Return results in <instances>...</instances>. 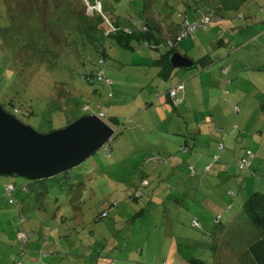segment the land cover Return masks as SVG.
Masks as SVG:
<instances>
[{
	"label": "rangeland",
	"instance_id": "1",
	"mask_svg": "<svg viewBox=\"0 0 264 264\" xmlns=\"http://www.w3.org/2000/svg\"><path fill=\"white\" fill-rule=\"evenodd\" d=\"M45 1L0 0V104H6L9 109H18L19 119L42 134L60 130L84 115H94L98 111L116 117L118 124L109 123L114 135L106 145L110 151L108 158L104 157V150L100 148L83 164L68 172L72 176H83L84 180L91 179L89 186L96 194L95 203L93 201L91 204L86 199L81 204L84 215L78 217V228L71 220L73 212L61 219L65 217V210L74 196H67L66 193L71 192L67 188L50 191L47 200L38 202L30 190H23V186L30 183L28 179L0 176V254L5 253L7 247L17 249L20 242L18 231L21 228L29 239L23 245L24 255L15 257L24 264L30 256L34 263L37 262L35 264H57L55 258H65V254L74 258L77 255L83 259L91 258L94 252L100 250V245L105 246L107 242L111 243L110 249L108 251L105 246V251L100 253L103 258L109 255L108 258H115L116 264H119L137 254L139 261L146 264V253L140 254L135 243L144 250L147 239L152 240L149 236L161 232L162 237L166 232H171L182 243L180 252L195 256L203 264H240V258L246 259L245 245L251 237L250 233L244 231L245 228L238 230L234 224L235 216H239L242 204L253 191L264 193V156H259L258 165L251 160L248 173L234 166L245 150L259 151L258 144L251 139L252 135L257 137L258 133L235 132L232 124L235 121L232 116L234 108L229 106L231 109L225 112L228 122L224 120L227 123L224 122L223 126L216 123L210 125L211 129L214 126L226 129L228 125V134L202 132L196 135L199 138L215 136L205 140V145H211L213 151L202 140L199 148L204 149L201 152L203 161L210 162L214 155L220 157L219 161L207 172L203 171V165L196 166V155L191 156L192 152H183L180 148V145H184V137L192 146L190 138L199 125L193 124L196 119H184L185 115L176 113L184 112L186 105L174 109L164 100L169 112L163 120L155 111L159 110V101L154 100V96L164 95L172 82L157 76V67L153 62L165 53L167 46L152 48L131 39L128 40L129 47L122 46L119 41L126 42L127 38L122 34L118 37L114 35L118 31L114 28L115 19L112 17L118 18L120 30L138 32L146 25L163 29L165 24L180 26L184 20L193 23L196 11H206L204 14L215 17L205 31L207 33L197 35L195 43L190 38L181 39L182 44L177 51L194 60L206 53L209 60L214 62L209 68L220 72L223 64L215 58L217 55L224 50L226 54L230 53V57L238 41L244 42L263 30L264 25L260 23L264 21V0H241V4L219 12L215 6L220 3L230 5V0H98L101 7L96 0ZM51 3L54 12L53 9L47 10L46 15L51 14L49 19L46 18L47 22L31 21L35 5L49 6ZM30 4L33 5L31 8ZM104 14L112 23L111 27L103 19ZM34 15L39 16L40 13ZM85 20L96 25L100 31V34L93 35L91 42L84 33L75 31L84 25ZM103 26L106 28L102 30ZM44 30L47 34L43 33ZM53 31H56L55 35ZM101 31L114 37L101 38ZM39 32L46 35L48 46L37 36ZM198 32L202 31L196 34ZM220 38L228 44L216 47L215 41ZM162 41L167 43L168 40ZM65 42L67 46L64 49ZM68 54L72 57L69 58ZM45 56L59 59L54 61L51 69L37 67L33 72V65ZM198 70H180L182 76L178 81L182 79L184 83L187 75ZM100 71L103 81L97 77ZM35 73L39 74L37 79L43 85L39 91L35 89ZM81 75H90L91 83H86ZM231 88L228 86L226 90L230 93ZM60 94L63 97L56 100ZM153 101L156 108L145 110L153 106ZM180 135L181 138H178ZM222 144L224 149L217 150ZM155 158L166 163H154ZM189 166L195 167L194 175L187 169ZM173 168L177 170L171 175ZM252 171L256 172L257 182L252 177ZM169 177L179 180L177 190L171 186L173 183ZM6 184L16 187L12 193L15 201L5 193ZM163 188L171 193L167 200L176 202L166 205L167 193H158ZM134 192L143 196L134 199L131 197ZM114 202L117 206L110 210L107 218L94 219ZM16 204L20 205V212ZM228 206L229 210L225 211ZM90 211H94V214ZM134 212L138 213V217H135L137 223L129 226L131 229L123 227L125 223L121 220L117 221L119 230L111 228L116 214L128 217ZM217 215L221 218L214 225ZM193 219L197 221L196 228L190 227ZM180 238L186 240L181 241ZM112 242L118 243V246H112ZM131 244L134 247L129 252ZM42 253L55 256L46 261L42 259Z\"/></svg>",
	"mask_w": 264,
	"mask_h": 264
},
{
	"label": "crops",
	"instance_id": "2",
	"mask_svg": "<svg viewBox=\"0 0 264 264\" xmlns=\"http://www.w3.org/2000/svg\"><path fill=\"white\" fill-rule=\"evenodd\" d=\"M229 2H231L230 5H223V3H220L219 5L215 6V8L219 12L222 10H227L231 7L233 8L241 4V0H234V1L230 0ZM204 13L203 12L197 13L196 11L195 20L201 18ZM112 19H115V22L118 23V18L112 17ZM260 24L264 25V21L261 22ZM154 27H150L151 29L153 28L152 32L154 35V36L152 35L151 37V39H153L152 48H156V44H158L156 43L155 37H157L162 42V39L163 40L172 39L173 36L177 35L181 30L178 24H172L171 26L165 24L163 29H159V27L158 28H154ZM205 33L198 32V34H196L194 38H190L189 40L192 43L193 41L195 43L197 41L196 36L197 35L199 36L202 34H203L202 36H204ZM186 38H189V37H186ZM181 44H182V41L178 43L175 52H178L177 49L179 46H181ZM215 44H216L215 45L216 47H221L224 44H228V42L220 38V39H217V41H215ZM234 49H235V52H233V54H231L230 57L228 56L230 53L226 54L224 50L221 54L215 57L216 59H218V61L222 62L223 64L222 68H228L227 75H224L223 73H221V71L220 72L216 71V69L211 70L209 68L214 62H212V60H209L208 55L206 53L198 57V60H194L188 57L187 55H183L180 52H178L182 56H185V57L187 56L190 60L193 61V63H195V66L192 69H196V68L199 69L197 73L186 76V78L184 79L185 85L184 83H182L183 82L182 79L178 81V78L182 76V74H180V70L186 71L189 69L184 70L182 68H175V69H172V71L170 72L169 74L171 75L170 77L162 78L159 74L161 68L155 64L157 67V76L160 79L162 80L164 79L165 81L169 79L172 80L170 86L167 87L166 91L170 90L176 84H180V83H182L184 87L181 93L182 98H184V104H182L183 106L181 107H184L185 105L186 106L183 108L184 112L180 113L179 111L178 112L176 111V113L180 114L181 116L185 115L186 117L183 116L184 119L194 118L196 119V121H193L194 122L193 124H196V123L199 124L197 128L195 129V131L192 132L193 133L192 138H190L192 139L191 140L192 146L188 145V140L187 139L185 140L186 137H184V144L187 145L189 149L192 150L191 156L196 155V158H195L196 166H202L208 162V161L202 160L203 155L201 154V152L204 149L200 150L199 148L200 147L199 144L201 143V140H202V143L205 145V140L207 141L209 139H213V137H215L214 135H220L214 131V127H212L211 129L210 125L212 123H216L218 125L223 126L224 122L226 121L228 122V120H226L225 112L227 109L230 110L232 106L234 108V114L232 111V116H234V120H235L232 123L235 125L234 126L235 128L233 127V130L238 133H247V134L248 133L252 134L253 132L258 133L257 137L253 135L251 137L253 143L258 144V148H259V151H256V152L255 150H253V154H255V157L253 158V163L258 165V162L260 161L259 156L261 155L264 156V28L262 31L260 30L259 34H256V35L251 36L250 38H247L244 42L238 41ZM160 56L154 59L153 62L158 60ZM231 75H232V78L230 77L229 82L226 84L224 81L225 76L228 78ZM228 86L232 87L230 89V93L228 91H226V93H222V89L224 87L225 89H227ZM166 91L164 92V94H166ZM160 96H163V95H160ZM154 100H157L155 96H154ZM164 100L168 102L167 97H164L163 99L161 98L158 102L159 106L157 107L159 110L157 109L155 110L157 111L160 120H163L165 118L166 113L169 112L168 111L169 107H167V104H165ZM187 101H188V104H187ZM229 106H231V108H229ZM155 108L156 107L153 104L151 108L149 109L144 108V109L153 110ZM172 110L174 111V109ZM236 113H239V114H236ZM221 126H219V129H223ZM227 126L228 125H226V129L224 128L222 130L223 135L228 134ZM201 128H204L205 131H203ZM177 132L182 133L179 130ZM202 132L209 133V134L213 133L214 135L208 136L207 138L196 137V135H201ZM181 136L182 135H180V137L178 138H181ZM206 145L209 147L210 151H213V147L211 145L209 144H206ZM172 170L173 171L171 175H173L175 170L177 169L173 168ZM169 180L173 182L174 186H177L179 188L180 186L179 180H176V178H173L172 180V178L170 177H169ZM89 183L90 181L88 182L86 180V183H85L86 186L90 185ZM86 186H84V188ZM85 190L86 191L81 194L80 192L71 194L74 196H72L70 204L65 210V213H66L65 217L61 218L62 220H64L65 218L70 216V213L73 212L74 215L71 217V220H73V225H75L76 228H78L79 226L78 217L84 215L83 205L81 206V204H84L86 199L90 200V203L92 204V202L96 199V196L93 192H89L90 190L88 189H85ZM65 196L66 195H64V197ZM17 208H18L17 211H19L20 206ZM228 210H229V206L225 211H228ZM90 212L92 215L94 214V211H90ZM114 218H115V221L111 227L114 231L116 229L119 230V228H117L118 220L119 221L121 220L123 222L127 220L125 216H121L120 213H119V216H115ZM135 223H136V219H134V221H132L131 224H126L123 227L131 229L132 227H129V226H132ZM138 232H140V230ZM160 233L151 235V237L149 236V238L152 240L148 241L147 239V242H146L147 246L145 247L144 250H141V248L139 249L136 246L137 244L135 243V247L140 254H142V252L146 253L145 255L146 264H157L159 262H163L164 264H188L186 263L185 258H188L189 256L186 255L185 253L182 254V252H180V249L178 248L176 243L173 240H171V238L173 237L171 233L168 234V232H166L162 237ZM101 239L103 240V238ZM138 239L140 240V238ZM165 239H168L167 241L169 242L165 241ZM110 244H111L110 242H107V244H104V245L108 249L110 247ZM112 244L113 245L115 244L118 246V243L112 242ZM105 246L100 245V250L93 253L94 257H91V258L84 257L86 260L83 259V257L80 255H77V257L75 256L74 258V257H70V255L65 254V258L56 257L55 261L57 262V264H88L89 261H90L89 264H97L100 261L99 259L100 257L98 255H100V253L105 251L106 249ZM133 247L134 246H132L131 244L129 252L132 250ZM0 251H1V248H0ZM4 251L5 253L0 254V264H13V262H18V258L15 257L17 249L7 247L5 248ZM56 252L57 250L54 253ZM46 254L47 255H44L45 257H42V259H45L46 261H48L50 258H53L55 256V255L50 256L48 253ZM90 256H92V254H90ZM132 257H133L132 259H124V261L120 262L119 264H142L137 258V254H133ZM35 263H34L33 257L31 256L29 257V261L26 262V264H35ZM21 264H24V263L21 262ZM48 264H51V262Z\"/></svg>",
	"mask_w": 264,
	"mask_h": 264
},
{
	"label": "trees",
	"instance_id": "3",
	"mask_svg": "<svg viewBox=\"0 0 264 264\" xmlns=\"http://www.w3.org/2000/svg\"><path fill=\"white\" fill-rule=\"evenodd\" d=\"M42 0H40V2H41ZM45 1V0H44ZM52 2L53 0H46L45 2ZM96 1H98V0H96ZM31 6H29V8H31L33 5L32 4H30ZM54 5H52V3L51 4H49V6H47V5H43V6H41V5H39L38 7L35 5L34 6V11L32 12V14H31V16H32V19H31V21H40L41 23H43V22H47L46 21V18L47 19H49V16L51 15V14H48V16L46 15V12H47V10H52L53 9V12H54ZM1 10H4V9H1ZM38 10H40V12H38ZM35 13H40V15L39 16H35L34 14ZM85 14V13H84ZM105 15V14H104ZM86 16V15H85ZM106 16V15H105ZM36 17V18H35ZM87 18V17H86ZM185 21V20H184ZM183 21V22H184ZM196 21V20H195ZM183 22L181 23V25H180V28L182 27V24H183ZM83 26L79 29V27H78V29L79 30H75V31H78V32H80V33H84L86 36H87V38L89 39V41L91 42V41H93L92 39L94 38V36L93 35H96V34H100V31H99V29L97 28V26L96 25H92L91 23H89V21L88 20H85V21H83ZM112 24V23H111ZM151 26L149 25V26H145V27H143L142 29H140V30H138V32H134V31H126V32H124V31H122V30H120V28H118V25H117V23L115 22V29H116V31H118L117 33H114V35L115 36H119V35H121L122 34V37H125V38H127V40H126V42L125 41H119L121 44H122V46H130L129 44H130V42L129 41H131V40H133V41H135V42H137L138 44L139 43H143V44H145L146 46H148V47H152L153 46V42H152V40L153 39H151V37H152V35H153V32H152V29L150 28ZM106 27L105 26H103L102 27V30L103 29H105ZM68 30H70L69 28H67ZM67 29H64V30H66L67 31ZM115 29H114V31H115ZM182 29V28H181ZM63 30V31H64ZM71 31V30H70ZM72 31H74V29L72 30ZM181 31V30H180ZM40 32H41V29H40ZM39 32V34H37V36L39 37V38H42V42H44L45 41V45L46 46H48V44H46V40H47V38H46V35H41V33ZM53 32H55V33H53V35H55L56 34V31H53ZM102 32V37L101 38H104V39H106V38H109V37H114V35L113 36H110V34H107V35H105V32L104 31H101ZM43 33H46L47 34V32L44 30L43 31ZM63 33V32H62ZM154 36V35H153ZM195 36V35H194ZM194 36L193 37H189V38H194ZM176 37V35L175 36H173V38H172V40L174 39ZM156 38V43H158V44H156V48H158L159 46H162V45H166V43L165 42H161L157 37H155ZM16 39V38H15ZM15 39H13V41H15ZM65 39H66V35H65ZM131 39V40H130ZM129 40V41H128ZM123 42H125V44L123 43ZM165 43V44H164ZM177 43H176V45L174 46V47H172V48H170L168 45H166L167 46V50L165 51V53H163L161 56H160V58L158 59V60H156L155 62H154V64H156V65H158L160 68H161V70H160V72H159V74H160V76L162 77V78H168V77H170L171 75H169L170 74V72L172 71V67H171V65L168 63V58H169V56L171 55V54H174V52L176 51V47H177ZM66 46H67V44H66V42H65V47H64V49L66 48ZM48 48V47H47ZM49 49V48H48ZM69 56V58L70 57H72L71 56V54H68ZM62 57H60V59H61ZM59 58H57V59H52V56H45V58L44 59H38V62H37V64H34L33 65V72L34 71H36L35 70V68H37V67H40L42 70L43 69H45V68H49V69H51V67H52V64L53 65H55V63H54V61L55 62H57V60H58ZM29 66H31V64H30V62H29ZM222 69H226V73H223L224 75H227V71H228V68H222ZM222 69H221V73H222ZM39 74L38 73H35L34 74V77H33V79H36L37 80V83L35 84V89H37V91H39L40 90V88H42V83H40V81L37 79V76H38ZM80 75V74H79ZM36 76V77H35ZM39 78V77H38ZM81 78H83V80L86 82V83H91V81H92V79H91V77H90V75H81ZM225 80V83L227 84L228 82H229V78H227L226 76H225V78H224ZM31 82H33V80L31 81ZM180 84H182V83H180ZM177 85V84H176ZM175 85V86H176ZM174 86V87H175ZM173 87V88H174ZM172 89V88H171ZM168 91L169 90H167L166 91V94H164L163 96H160V95H155V97L157 98V100L159 101L161 98L163 99L164 97H167V100H168V102H170V104H171V106L174 108V109H176V107H178V106H176V107H174L173 106V104H172V101H171V99H169V97H168ZM183 91V90H182ZM182 91L180 92V94H179V96L181 97V99H183V103H184V98H182ZM226 89H225V87L222 89V93H226ZM61 97H63V94H60V95H58V97H57V99L56 100H58V99H61ZM182 103V104H183ZM152 104H154V102L152 103ZM181 104V105H182ZM3 107H5L4 109L8 112V113H10L11 115L13 114L14 116H17L18 118H19V114H20V111L18 110V109H16L15 107L14 108H11V109H9V108H7L6 107V104H1ZM180 105V106H181ZM14 109H16V112L14 111ZM31 111H29V113H30ZM99 114H102L103 115V117L102 118H100L103 122H105V123H107L108 125H110V124H114V125H117L118 124V120H117V118L116 117H111V115L110 116H107V115H105V114H103V112H101V111H98L97 113H96V115H99ZM110 123V124H109ZM112 126V125H111ZM235 126V125H234ZM222 130L223 129H219V127H216V126H214V131L216 132V133H218V134H220V135H222L223 134V132H222ZM107 144H105L104 146H102L101 148L104 150L103 151V154H104V157L105 158H108V156L110 155V151H109V149L107 148V146H106ZM220 147H222L221 149H220ZM180 148H181V150L183 151V152H187V153H190L192 150L191 149H189V147L187 146V145H180ZM224 149V146H223V144L222 145H220L219 147H218V149L217 150H219V151H222ZM250 151H251V153L253 154V151L251 150V149H249ZM248 150V151H249ZM107 153V154H106ZM244 154V153H243ZM215 156H217V155H214V157ZM243 156V155H242ZM242 156H240V157H242ZM255 157V154H253V157L252 158H250V168L248 169V171H244V172H249L250 171V169H251V160L253 159ZM219 156H218V159L217 160H214V158H212L211 159V161L210 162H207V163H205L204 165H203V171L204 172H207V171H210L212 168V166L214 165V163H216V162H218L219 161ZM239 159V157L237 158V160ZM153 162L155 163V162H158L159 164L161 163H166V161H163V160H159L158 158H155L154 160H153ZM208 169H207V168ZM234 167H236L237 169H239V167L237 166V161H236V163H235V166ZM189 171H190V174L191 175H194L195 173H196V170H195V167H193V166H189L188 168H187ZM226 170V169H225ZM69 171H66V172H63L61 175H59V176H55V177H51L50 179H40V180H38V181H31L29 184H27V186H23V190L24 191H27V190H30L31 192H32V194H34V196H35V198H36V201H38V202H43V201H45V200H47V198H46V196L50 193V191L51 192H53V191H55V190H65L66 188L68 189V192L69 191H71V192H69V193H66L67 195L68 194H74V193H78V192H80V194L81 193H83V192H85L86 190L85 189H88V190H90L89 192H93V191H91L92 190V188L90 189V186L89 185H87L86 186V178H85V180H84V177L82 176H79V175H75V176H72V175H70V173H68ZM253 172V171H252ZM256 174L253 172V174H252V177L254 178V180L257 182V178H256ZM87 181L89 182H92V180L91 179H87ZM173 183V182H172ZM174 186V184H171V186ZM257 185H259L258 183H257ZM7 186H11V187H13V185H11V184H8V185H6L4 188V190H5V193H6V188H7ZM84 186H86L85 188H84ZM251 186H253V184L251 185ZM168 187H169V185H168ZM175 188H176V190L178 189V187L177 186H174ZM180 187V186H179ZM171 188V187H170ZM169 188V189H170ZM15 189H16V187H13V190L9 193V197H10V199H12V201H15L14 199H13V197H12V193L15 191ZM160 192H164V193H167L166 192V189L165 188H163L162 190L160 189L159 191H158V193H160ZM154 193V191L152 192V194ZM94 194H95V192H94ZM137 196H136V195ZM233 194V193H232ZM130 195V194H129ZM95 196H96V194H95ZM143 196V194L142 193H139V192H137V193H135L134 192V194H132L131 195V197L132 198H134V199H136V197L137 198H140V197H142ZM171 196V193H167V195L165 196L166 197V200L169 198ZM160 201H161V198H160ZM162 202V201H161ZM166 202V205H167V203H170V202H176V200H167V201H165ZM163 203V202H162ZM171 205H174V204H171ZM16 206L17 207H19L20 205H18V204H16ZM116 206H117V203H112V204H110V206L109 207H107V209L106 210H104V211H101V213H99L97 216H95V217H97L96 219H95V217H94V219L96 220V221H99V220H101V219H103V218H107L108 217V215H109V212H110V210H112V209H114V208H116ZM163 208H165V207H163ZM168 208V207H167ZM167 208H165V209H167ZM19 212H20V210H19ZM239 214V216H235V221H234V224H235V226L237 227V228H239L238 230L240 231V229H241V227H243V228H245V230L244 231H247L248 233H250V239H249V241L247 242V244L245 245V252H244V255H245V257H246V259L245 258H240V261H241V263L240 264H264V193H262V191H253L252 193H251V195L244 201V203L242 204V206H241V210H240V212L238 213ZM115 216H119V213L118 214H116ZM135 217H138V213L137 212H134V214H131L130 216H128V217H125L126 219V221H124V223H125V225L126 224H131V222L132 221H134V219H135ZM220 218H221V216L220 215H217L216 216V218L214 219V222H213V224L214 225H216L218 222H219V220H220ZM137 223V222H136ZM198 226V224H197V221H196V219H193L191 222H190V227L191 228H196ZM21 227H23L22 225H21ZM117 228H118V226H117ZM120 229V228H119ZM23 229H19V231H18V233H20L21 231H22ZM116 230H118V229H116ZM244 231H243V233H244ZM25 231L23 230V233H24ZM171 233V232H170ZM169 232H168V234H170ZM24 234H26V233H24ZM19 235V234H18ZM28 237H29V235L28 234H26ZM173 237L171 238V240H173L175 243H176V245L178 246V248L179 249H181V247H180V245H182V243H179V240H177L178 238H177V236H175V235H172ZM19 238V237H18ZM181 239V241L182 240H186V239H184V238H180ZM168 239H165V241H167ZM188 241V240H187ZM167 242H169V241H167ZM20 243V242H19ZM19 243H18V247H17V252H16V256H18V255H20V256H23L24 255V244L22 245L23 247H21V244H20V246H19ZM27 244V243H26ZM25 244V245H26ZM112 246H117V245H113L112 244ZM111 246V247H112ZM109 249H110V247L108 248V251H109ZM107 252V251H106ZM184 252H182V254H183ZM186 255H188L189 257L188 258H185V261H186V263H188V264H203L202 263V261L201 260H199L198 258H196L195 256H193V255H189V253H185ZM44 255H47L46 253H42V255H41V257H45ZM100 258V261L97 263V264H116L117 262H116V259L115 258H108L109 257V255L107 256L106 255V258H103L102 257V254H100V255H98ZM243 259V260H242ZM13 264H21V262L20 261H18V262H13ZM157 264H164L163 262H159V263H157Z\"/></svg>",
	"mask_w": 264,
	"mask_h": 264
},
{
	"label": "water",
	"instance_id": "4",
	"mask_svg": "<svg viewBox=\"0 0 264 264\" xmlns=\"http://www.w3.org/2000/svg\"><path fill=\"white\" fill-rule=\"evenodd\" d=\"M173 69H192L187 56L174 52ZM114 135L98 115H84L60 130L42 134L8 113L0 104V176L31 181L50 179L83 164Z\"/></svg>",
	"mask_w": 264,
	"mask_h": 264
},
{
	"label": "built area",
	"instance_id": "5",
	"mask_svg": "<svg viewBox=\"0 0 264 264\" xmlns=\"http://www.w3.org/2000/svg\"><path fill=\"white\" fill-rule=\"evenodd\" d=\"M97 5L99 7H101L100 3L98 1H97ZM102 17H103V19L106 20L108 25L111 27V22L106 18V16L102 15ZM214 18L215 17H213L210 14H207V15L203 14V16L201 18L196 19V21H194L193 23H189L188 21L185 20L182 24L181 31L176 35V37L173 40L167 39L168 41H167L166 45H168L170 48H172L176 45V43L178 44L181 41V39H183L185 37H193L197 33V31H202V32L207 31L209 23ZM222 73H226V69H222ZM97 77L100 81H103L102 71H100L98 73ZM109 83H110V81L108 80L107 84H109ZM183 89H184V87L182 84H177L174 88H172L168 91V97H169V99H171L174 107L180 106L183 103V99H181V97L179 96L180 92ZM98 117L102 118L103 115L99 114ZM221 148L222 147H220V149ZM252 157H253V154L251 153V151L245 150L243 156L239 157V159L237 160V166L239 167V169L243 170V171H248V169L250 168V166H249L250 165V158H252ZM217 159H218V156H215L214 160H217ZM12 190H13V187L7 186L6 194L9 195V193ZM18 234H19L18 237H19V241H20L21 246L23 244L27 243L29 237L26 234H24L23 232H20Z\"/></svg>",
	"mask_w": 264,
	"mask_h": 264
},
{
	"label": "clouds",
	"instance_id": "6",
	"mask_svg": "<svg viewBox=\"0 0 264 264\" xmlns=\"http://www.w3.org/2000/svg\"><path fill=\"white\" fill-rule=\"evenodd\" d=\"M111 139H112V138H111ZM111 139H110V140H111Z\"/></svg>",
	"mask_w": 264,
	"mask_h": 264
}]
</instances>
